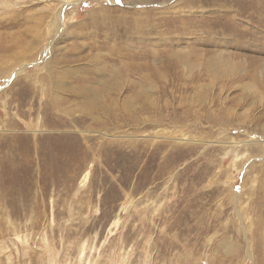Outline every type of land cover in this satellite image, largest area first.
Wrapping results in <instances>:
<instances>
[{"label": "rangeland", "instance_id": "rangeland-1", "mask_svg": "<svg viewBox=\"0 0 264 264\" xmlns=\"http://www.w3.org/2000/svg\"><path fill=\"white\" fill-rule=\"evenodd\" d=\"M262 103L264 0H0V264H264Z\"/></svg>", "mask_w": 264, "mask_h": 264}, {"label": "bare ground", "instance_id": "bare-ground-1", "mask_svg": "<svg viewBox=\"0 0 264 264\" xmlns=\"http://www.w3.org/2000/svg\"><path fill=\"white\" fill-rule=\"evenodd\" d=\"M70 72H72V73H75L77 76H78V78L80 79V80H82V81H85V75H87L88 74V72H85V74L83 75V73L82 72H80V71H73V70H71ZM95 74V73H94ZM256 73H255V71L253 70V69H250V70H248L247 72H246V76H248V77H253L254 75H255ZM78 79V80H79ZM79 80V81H80ZM87 81V80H86ZM237 81H239V80H237ZM228 82V81H227ZM230 83H234V81H231ZM229 84V83H228ZM221 87H222V85H221ZM80 89H84L83 91H85L86 90V88L83 86H80L79 87ZM78 90V89H77ZM86 92V91H85ZM258 108H260V112H259V116H257L256 118L257 119H259V120H257V124H256V126H259L260 125V120H262V119H264V103H262V105H259L258 106ZM247 131H249V130H246L245 131V133L247 132ZM264 134V133H263ZM247 138L249 139V137H251L250 139L251 140H248V141H246L247 143H248V145H254V144H256V142L257 141H259V140H261L262 142H263V144H264V135L262 136V137H259V136H254V132H249L247 135ZM254 136V137H253ZM257 139V140H255L256 142H254V143H251V141H252V139ZM247 140V139H246ZM243 143H245V141L243 142ZM256 146V145H255ZM264 146V145H263Z\"/></svg>", "mask_w": 264, "mask_h": 264}, {"label": "snow or ice", "instance_id": "snow-or-ice-1", "mask_svg": "<svg viewBox=\"0 0 264 264\" xmlns=\"http://www.w3.org/2000/svg\"><path fill=\"white\" fill-rule=\"evenodd\" d=\"M117 2H119V0H117Z\"/></svg>", "mask_w": 264, "mask_h": 264}]
</instances>
